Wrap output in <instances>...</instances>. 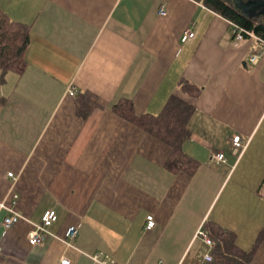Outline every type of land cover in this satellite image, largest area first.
I'll use <instances>...</instances> for the list:
<instances>
[{
  "label": "crops",
  "instance_id": "obj_1",
  "mask_svg": "<svg viewBox=\"0 0 264 264\" xmlns=\"http://www.w3.org/2000/svg\"><path fill=\"white\" fill-rule=\"evenodd\" d=\"M0 9L30 26L24 71L0 68V202L23 215L6 228L0 210V264H100L95 255L200 264L209 247L196 233L207 223L253 248L264 229V42L235 45L230 21L197 0H0ZM182 80L201 93L183 92ZM85 92L96 103L82 117ZM173 95L195 107L183 144L199 162L193 174L167 169L171 146L113 108L130 99L136 115H158ZM49 209L58 218L31 245ZM71 225L79 234L68 246ZM250 264H264V237Z\"/></svg>",
  "mask_w": 264,
  "mask_h": 264
},
{
  "label": "trees",
  "instance_id": "obj_2",
  "mask_svg": "<svg viewBox=\"0 0 264 264\" xmlns=\"http://www.w3.org/2000/svg\"><path fill=\"white\" fill-rule=\"evenodd\" d=\"M208 8L222 15L230 22L237 23L253 32L264 42V21L245 14L235 0H197ZM30 44V26L10 19L0 9V68L4 71L21 73L27 65L25 54ZM180 88L191 96H198L201 88L182 80ZM96 103V95L85 92L80 95L78 112L87 117ZM114 110L124 119L171 146V153L166 162V168L172 172L185 171L193 174L199 167V162L188 156L183 149L185 140L190 136V120L195 107L184 99L173 95L158 115L144 114L138 116L130 99H124L113 106ZM207 231L217 245L213 250L212 264H250L259 248L264 229L261 231L251 250L242 249L237 243L234 232L216 224L207 223Z\"/></svg>",
  "mask_w": 264,
  "mask_h": 264
},
{
  "label": "built area",
  "instance_id": "obj_3",
  "mask_svg": "<svg viewBox=\"0 0 264 264\" xmlns=\"http://www.w3.org/2000/svg\"><path fill=\"white\" fill-rule=\"evenodd\" d=\"M160 14H166L165 7H161ZM231 24V30L233 34L234 44L239 45L242 41H244L246 38H257L263 42L262 39H260L258 36H256L253 32L245 29L241 25L237 23L230 22ZM194 36V31L192 28L186 29L184 32L183 41H186L187 39ZM262 57L261 53H253L250 57V61L252 64H257ZM68 93L70 96L75 97L77 94V90L75 87H70L68 90ZM235 147L237 149H240L243 147V139L241 136H236L233 139ZM245 147V146H244ZM214 159L218 162H224L226 161L224 153H217L214 156ZM10 177H13V173L9 174ZM15 179V178H14ZM18 198L17 194H14L13 196V202L15 203ZM0 210L5 211L4 216V226L6 228L12 227L14 224L19 222L21 219H23V215L17 211L13 206L8 205L6 202L2 201L0 202ZM57 213L54 209L47 210L43 217L42 221L40 223H37L34 225L33 229L28 234L29 243L31 245H36L38 243H41L44 241L45 237L48 235L49 230L48 227L57 220ZM156 221L153 214L147 215V224H146V230H151L155 227ZM79 234V228L76 225H71L68 227L65 233V242L68 246H72L74 240L77 238ZM197 238H201L204 240V242L209 247V251L204 255L203 259L201 260L200 264H212L214 262V255L213 250L215 246L217 245L216 240L211 237L206 230L204 226L200 227L196 233ZM93 259L96 262H99L100 264H115V261L113 259H110V257L107 255L104 258L99 257V255H95ZM62 264H71V260L64 258L62 261Z\"/></svg>",
  "mask_w": 264,
  "mask_h": 264
},
{
  "label": "rangeland",
  "instance_id": "obj_4",
  "mask_svg": "<svg viewBox=\"0 0 264 264\" xmlns=\"http://www.w3.org/2000/svg\"><path fill=\"white\" fill-rule=\"evenodd\" d=\"M235 1H236V4H238V6H240V8L244 11L245 14H247L248 16H251V17L260 18L264 21V3L263 2H259V0H235ZM232 149H233V147L231 148V150L228 151L229 155H231L230 153H232ZM256 162H257V160H256ZM260 163H264V161H260ZM241 165H240V167H241ZM239 172H240V170L237 167V170L235 171L234 175L237 176L239 174ZM262 179H263V177H262ZM260 192L262 195H264V185L260 188Z\"/></svg>",
  "mask_w": 264,
  "mask_h": 264
},
{
  "label": "water",
  "instance_id": "obj_5",
  "mask_svg": "<svg viewBox=\"0 0 264 264\" xmlns=\"http://www.w3.org/2000/svg\"><path fill=\"white\" fill-rule=\"evenodd\" d=\"M259 2H263L264 3V0H259ZM241 9V8H240ZM242 10V9H241ZM243 11V10H242ZM244 12V11H243ZM251 17V16H250ZM255 18V17H254Z\"/></svg>",
  "mask_w": 264,
  "mask_h": 264
}]
</instances>
